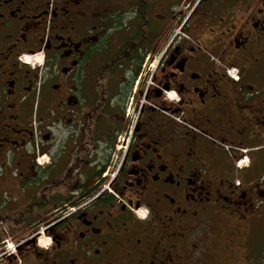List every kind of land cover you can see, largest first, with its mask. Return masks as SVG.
Returning <instances> with one entry per match:
<instances>
[{
	"label": "flooded vegetation",
	"instance_id": "af4514ba",
	"mask_svg": "<svg viewBox=\"0 0 264 264\" xmlns=\"http://www.w3.org/2000/svg\"><path fill=\"white\" fill-rule=\"evenodd\" d=\"M263 210L264 0H0V264H240Z\"/></svg>",
	"mask_w": 264,
	"mask_h": 264
},
{
	"label": "rangeland",
	"instance_id": "374dc122",
	"mask_svg": "<svg viewBox=\"0 0 264 264\" xmlns=\"http://www.w3.org/2000/svg\"><path fill=\"white\" fill-rule=\"evenodd\" d=\"M38 63H40V61H38L36 64ZM262 213L264 214V210L262 211ZM259 248H262L264 250V217L253 222L251 230L246 238V245L244 246L242 244L240 252L241 262L239 263L253 264L252 258L255 256ZM242 251H246L245 253H247V255H244V257H242ZM255 258H258V256H256Z\"/></svg>",
	"mask_w": 264,
	"mask_h": 264
},
{
	"label": "built area",
	"instance_id": "2783aa9c",
	"mask_svg": "<svg viewBox=\"0 0 264 264\" xmlns=\"http://www.w3.org/2000/svg\"><path fill=\"white\" fill-rule=\"evenodd\" d=\"M26 62H29V63H30L31 61H26ZM230 73H232L231 76H232L233 78H236L235 70H232ZM241 164H242V163H241ZM241 166H242V165H241Z\"/></svg>",
	"mask_w": 264,
	"mask_h": 264
}]
</instances>
